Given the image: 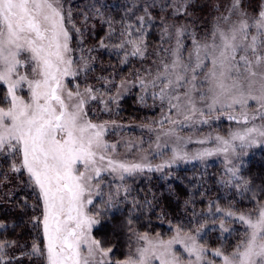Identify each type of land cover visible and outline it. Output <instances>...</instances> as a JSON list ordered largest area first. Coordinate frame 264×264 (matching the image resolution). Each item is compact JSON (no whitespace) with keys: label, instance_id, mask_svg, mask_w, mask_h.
<instances>
[{"label":"snow or ice","instance_id":"6c2138e0","mask_svg":"<svg viewBox=\"0 0 264 264\" xmlns=\"http://www.w3.org/2000/svg\"><path fill=\"white\" fill-rule=\"evenodd\" d=\"M194 3L145 0L139 15L136 5L129 6L126 18L119 21V43L111 45V50L117 56L123 53L122 66L132 59L143 63L150 56L148 31L155 26L151 9L159 7L162 13L171 9L172 17L190 18L177 25L166 23L161 16V44L151 54L155 56V72L151 67L144 69L146 76L136 72L142 92L147 94L151 89L153 101L158 100L162 109L161 118L155 122L160 125L155 154L160 155L159 149L168 146L166 141L161 143V136L176 135L175 127L164 128L165 122L209 125L223 117L244 125L230 130L227 136L209 135L197 141L212 142L215 147L205 148L193 158L223 154L228 178L221 182L231 185L237 181V190L247 192L251 190L250 182L239 175V167L230 157L264 146V0L252 12L245 0L213 5L218 15L203 37L198 36L197 17L190 10ZM95 11L99 14L100 8ZM71 18V10L65 15L62 0H0V183L8 179L9 173L17 174V179L26 174L36 206L42 211V219L34 218V226L42 225L43 248L33 242L30 251L22 255L43 258L45 264H113V248H105L92 234L106 211L119 203L120 186L113 191L109 180L108 191H104L106 175L124 181L126 176L145 170L159 172L177 160H187L188 154L173 147L170 160L155 166L147 162L146 149L137 161L118 158L119 142L106 139L116 122H94L90 110L97 104L102 106L99 111H109V105L116 103L130 84H137L128 80L114 84L104 76L96 77L98 82L103 81L100 87L87 83L94 68L83 49L79 60L73 55L72 36L66 26ZM107 22L111 37L116 30L113 21ZM75 31L82 35L80 29ZM186 39H190V46ZM173 40L174 44L164 47ZM100 46L109 47L103 40ZM111 87L116 88L115 94H110ZM145 98L139 97L141 102ZM143 127L155 131L151 125ZM181 139L176 136L177 143ZM142 143L129 141L125 148L139 149ZM123 190L129 191L127 187ZM97 197L99 206L94 204ZM221 211L216 208V213ZM224 215L235 217L245 226V232L230 253L216 248L212 256L220 258L221 264H264V203L258 204L255 216L237 215L232 210ZM220 228L229 231L223 219ZM204 230L205 224H200L195 234L177 227L168 240L135 233V249L115 264H216L207 258L206 245L198 242ZM175 245L183 249L186 258ZM14 246L15 241H0V264H13L17 259L6 251Z\"/></svg>","mask_w":264,"mask_h":264},{"label":"trees","instance_id":"16d2710c","mask_svg":"<svg viewBox=\"0 0 264 264\" xmlns=\"http://www.w3.org/2000/svg\"><path fill=\"white\" fill-rule=\"evenodd\" d=\"M224 2L226 0H195L190 10L197 17L198 36L203 37L211 28L213 18L217 15L213 5ZM261 2L262 0H245L251 11L257 10ZM62 3L66 16L71 10V22L66 21V26L72 36L70 43L74 49L73 55L79 60L83 49V55L89 57L94 68L88 75L87 83L97 87L103 83L96 80L97 76L110 77L117 84L119 80L136 73L141 66L152 63L155 56L151 54L161 44V16L166 23L174 22L177 25L190 19L172 17L171 9L164 13L159 7L151 9L156 19L155 26L149 29L147 35L149 59L143 63L132 59L122 66L120 59L123 53L117 56L111 50V45L119 43V21L126 18L127 8L132 5L140 9L136 12L137 15L142 14L145 0H62ZM96 8H100L99 14L96 13ZM109 20L113 21L112 27L116 30L111 37L108 36ZM73 25L81 30L82 35L77 34ZM101 40L109 47H101ZM185 43L190 46V39H186ZM89 49L92 51L89 52ZM80 81L84 83L83 77H80ZM156 113L155 107L149 102L138 100L136 90H132L121 99L115 110L109 114L98 113V119H114L126 124H148ZM239 175L250 182V191L246 192L243 188L238 191L237 181L231 185L222 183L227 177L222 166L216 162L203 167H175L162 173L143 172L128 177L120 185L118 205L107 210L100 218L101 223L93 230L94 236L103 242L105 248H113L110 256L115 264V261L124 259L131 250L135 233L167 237L177 227L195 232L200 224H205L199 242L206 245L208 251L222 248L225 253H230L245 231L239 222L232 221L224 213L228 210L253 209L257 203L264 201V148L247 160ZM0 180H3L2 176ZM111 183L112 190L115 191L117 185L112 181ZM9 186L12 188L10 196L7 195L9 187L5 189L0 186V224L4 225L0 228V241H15V246L6 250L9 256L17 258L13 260V264H45L43 258L29 259L22 255L30 251L33 242L43 248L42 225L34 226V218L42 219L41 208L36 206L35 194L28 186L25 176L20 179L16 177L14 186ZM125 187L129 189L127 193L123 190ZM104 191H108L107 182ZM253 193L256 194L255 199ZM97 200L95 205H100V198ZM217 207L222 210L220 213H216ZM129 219L132 221L131 225L128 224ZM222 219L224 227L229 229L228 232L220 228Z\"/></svg>","mask_w":264,"mask_h":264},{"label":"rangeland","instance_id":"374dc122","mask_svg":"<svg viewBox=\"0 0 264 264\" xmlns=\"http://www.w3.org/2000/svg\"><path fill=\"white\" fill-rule=\"evenodd\" d=\"M221 10H223V8ZM257 10H258V8H257ZM249 11L252 12L251 10H249ZM217 15H218V13H217ZM171 44H174V40L167 42L166 47H169ZM185 55H186V53H185ZM149 67H151L153 69V72H155V66L153 65V63H148L147 65L141 66V68L139 70L140 75L146 76L147 74L144 71V69H147ZM68 79H71V78H68ZM121 80L132 81V82L136 83L137 86H132L130 84L127 91L122 92V95L119 97L117 102L109 105V109H110L109 111H107V112L99 111V108L102 106L97 105V104H93L92 108L90 110V118L94 122H103V121H115L116 122L115 126H112L109 128L108 133L106 135V139L110 143L119 142V144H120V147L118 149V153H119L118 158L119 159L126 160V161H137V160H139L141 155L145 154L142 150L146 149L147 150L146 154L148 155V161L147 162H149L153 166H155L157 164H162V163H165V161L170 160V158L172 156V148L173 147H180V148H182V151L184 153L188 154L187 160H177L175 163H172L171 166H166L159 172L155 171V170H153L152 172L162 173V172H165V171L170 170V169L175 168V167H184V166H201V167H203V166H207L211 163L216 162L222 166V168L226 174V177L228 178V173L226 172L225 158H224L223 154L213 155L210 157H204L202 159H194L193 158L198 152L202 151L203 149L215 147L214 143H212V142L200 144L197 141L204 139V138L208 137L209 135H211L213 137L216 134L227 136V134L230 130L241 129L244 127V125L236 124L234 121H228L226 118H223V117L220 120L214 119L209 125L195 124V125H191V126H184V125H171V124H168L167 122H165L164 128L167 129V128L175 127L176 128V135L169 136V137L161 136V143L163 144L166 141L168 146L166 148L159 149V152L161 154L156 155L155 154L157 151L155 149L156 134L160 130V125L156 124L155 122L157 120H159L162 116V109L160 107V103L158 100L155 102L153 101V99L151 97V91H152L151 89H149L147 94L142 92L141 88L138 86V82H136V73H132V74L128 75L127 77L121 79ZM121 80H119L117 82V84H119L121 82ZM74 83H75V81H73V84ZM132 90L133 91L136 90L138 100H139V97L141 95H146V98L144 101L149 102L153 107L156 108L157 113H156V116L154 117L153 120H151L148 124H146V123L145 124H142V123H128V124H126V123L118 122L114 119H108V118L98 119L99 118L98 113L109 114L112 110H115L117 108L119 102L121 101V99L124 98L130 92H132ZM115 93H116V88L111 87L110 94H115ZM93 115L95 116V118ZM173 118L176 119L177 117L174 116ZM179 119L182 120L183 118L179 117ZM257 123H259V121H257ZM145 125H151L153 127V129H155V131L149 132L147 127H143ZM177 135L182 137V139L179 143H177V141H176ZM129 141H132V142L137 143V144H139L140 141H143V143L139 145V149L133 148L131 151H127L125 148V144ZM150 144L152 145L151 148H149ZM262 148H264V146L252 147V148L245 150L247 154H241V155H238L235 157H230L232 159L233 165L239 167V170L241 171L243 166L246 164L247 160H249L254 153L258 152ZM240 171H239V174H240ZM144 172L148 173L147 170H145ZM139 174H141V173H136L132 176H126V178L133 177V176L139 175ZM24 176L27 179L26 174ZM16 177H17V174L9 173V175H8L9 180L7 179L8 181H3V183H0V186H2V188L6 189L7 187H9V189L7 191L8 196H10L12 194V188H10L9 185L14 186L15 181H16ZM109 180L112 181L117 186L122 185L124 182V181H120L119 179H113L111 176L106 175V182ZM97 198H99V197H97ZM97 198L94 199V204L98 201ZM260 203H264V201L260 202ZM260 203H257L253 209H245V210H238V211L232 210V211L234 213H236L237 215H239L240 213H244V214L251 213L253 216H255L257 206ZM97 206H99V204H97ZM89 208L92 211L94 210V208L92 206H89ZM230 218L232 221L239 222L238 220L235 219V217H230ZM239 224H241V226L243 227V229L245 231V226L241 222H239ZM94 228H95V226L93 227V230H94ZM93 230H92V234L94 236ZM175 230L176 229H174L173 232L167 237H162L159 234H156V235L148 234V235L151 238H156L159 235V238L164 239V240H168L172 236L175 235ZM193 234H195V232H193ZM198 242H199V237H198ZM135 247H136V236L134 234V236L132 238L131 250H134ZM174 247L178 253L182 254L186 258V254L183 253V249L179 245H175ZM211 253H212V250L207 252V254H206L207 258L215 260L216 264H221L220 258L213 257ZM154 264H158V261L154 262Z\"/></svg>","mask_w":264,"mask_h":264}]
</instances>
